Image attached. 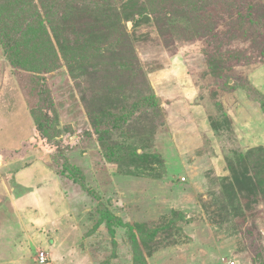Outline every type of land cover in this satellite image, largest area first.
I'll return each mask as SVG.
<instances>
[{
    "label": "rangeland",
    "instance_id": "1",
    "mask_svg": "<svg viewBox=\"0 0 264 264\" xmlns=\"http://www.w3.org/2000/svg\"><path fill=\"white\" fill-rule=\"evenodd\" d=\"M35 162L68 211L13 229ZM0 227V264H264V0H0Z\"/></svg>",
    "mask_w": 264,
    "mask_h": 264
},
{
    "label": "crops",
    "instance_id": "2",
    "mask_svg": "<svg viewBox=\"0 0 264 264\" xmlns=\"http://www.w3.org/2000/svg\"><path fill=\"white\" fill-rule=\"evenodd\" d=\"M43 167L42 164L35 162L15 175L10 189L17 195L13 196L9 204L11 213L5 215L13 218L11 219L13 229L32 222L47 229L54 221L62 219L61 216L63 217L68 211L62 191L56 181L43 171ZM57 205L62 207L61 215L52 216V209ZM1 215L3 216V213ZM2 232L0 227V233Z\"/></svg>",
    "mask_w": 264,
    "mask_h": 264
},
{
    "label": "built area",
    "instance_id": "3",
    "mask_svg": "<svg viewBox=\"0 0 264 264\" xmlns=\"http://www.w3.org/2000/svg\"><path fill=\"white\" fill-rule=\"evenodd\" d=\"M48 261L47 254L43 251H41L37 256V262L38 264H46Z\"/></svg>",
    "mask_w": 264,
    "mask_h": 264
},
{
    "label": "trees",
    "instance_id": "4",
    "mask_svg": "<svg viewBox=\"0 0 264 264\" xmlns=\"http://www.w3.org/2000/svg\"><path fill=\"white\" fill-rule=\"evenodd\" d=\"M18 35V33H16Z\"/></svg>",
    "mask_w": 264,
    "mask_h": 264
}]
</instances>
